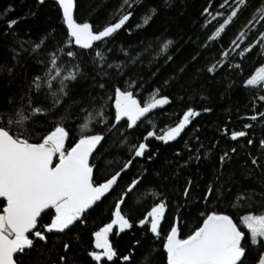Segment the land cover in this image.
Masks as SVG:
<instances>
[{
  "label": "trees",
  "instance_id": "1",
  "mask_svg": "<svg viewBox=\"0 0 264 264\" xmlns=\"http://www.w3.org/2000/svg\"><path fill=\"white\" fill-rule=\"evenodd\" d=\"M129 13L111 37L84 49L72 41L58 0H0V62L13 69L10 75L0 74V108H15L25 94L33 97L34 106L44 108L46 115L35 116L24 126L31 142H39L58 124L68 133L65 149L82 135H102L89 156L95 184L104 183L132 160L80 220L64 232H47L46 240L32 236L33 246L15 253L13 264H61V256L64 264H167L164 244L172 226L186 238L207 215L217 213L229 216L248 237L241 217L264 212V116L260 115L264 88L245 84L264 61V0H128V4L73 0L74 21L89 23L97 33ZM11 20L18 23L9 29ZM169 40L171 45L162 48ZM36 44L42 47L33 53ZM13 50L21 53L15 60ZM69 51L74 56L68 57ZM53 55L68 71L79 66L78 79L66 81L68 95L59 94L62 102L55 108L47 85L38 93L29 91L35 76L43 77L55 67L50 63ZM48 79L54 89L60 87V78ZM117 88L131 92L142 106L152 97H167L169 103L129 127L127 118L116 120ZM190 108L199 115L189 118L175 140L165 143L156 138L176 126ZM89 112L92 116L86 121ZM85 122L87 129L82 128ZM18 130L23 129L12 128L13 133ZM238 131L246 135L231 139ZM148 132L154 135L148 137ZM139 143H145L146 151L135 157L133 148ZM133 180L139 183L121 205L131 226L124 230L114 226L109 242L116 256L97 262L89 255L95 252L94 233L115 219L116 203ZM161 201L166 207L157 235L148 220L140 222ZM5 206L6 201L0 200V212ZM53 217V209L42 214L38 230L50 225ZM64 244L69 245L67 252ZM243 246V264H255L260 244L246 238ZM124 256L130 259L125 261Z\"/></svg>",
  "mask_w": 264,
  "mask_h": 264
},
{
  "label": "snow or ice",
  "instance_id": "2",
  "mask_svg": "<svg viewBox=\"0 0 264 264\" xmlns=\"http://www.w3.org/2000/svg\"><path fill=\"white\" fill-rule=\"evenodd\" d=\"M40 2L43 3V0ZM243 2L244 0H240V3ZM58 4L62 9L64 21L70 30V36L75 39L77 45L84 49L92 48L93 42L103 41V39L111 37L131 15V13L124 15L119 22L107 26L97 33L93 31L89 23L81 24L74 21L73 0H58ZM125 4H128V0H125ZM232 15L235 16L236 12L233 11ZM150 18L145 19L144 23H147ZM17 23V20H11L7 27L12 29ZM171 43L170 40L165 41L162 48H168ZM41 47V44H36L32 50L33 53L38 52ZM13 53L14 60L21 55L16 50H13ZM67 56L72 57L74 53L69 51ZM97 57L101 58L102 53L97 52ZM50 63L55 67L51 68L43 77L35 76L29 91L34 90L38 93L47 85L48 94L53 97L52 107L55 108L59 107L62 102L59 94L68 95L66 81L78 79L79 66L77 65L74 70L68 71L67 68L61 67L54 55L51 57ZM108 67H112V65H108ZM12 71L11 67L0 62V74L7 72L10 75ZM49 76L52 77L53 82L60 78L58 89L53 88V84L49 82ZM259 82H264V69L248 79L246 84L251 86ZM99 86L104 88L105 85L101 83ZM115 97L116 120L119 121L122 117H127L131 122L129 127L135 125L137 120L150 113L152 109L169 103L167 97L153 98V102L141 106L133 98L131 92L119 88L116 89ZM25 100L27 105L24 103ZM20 101L21 103L15 108H0V198L6 200V206L0 212V264H13L15 253L23 252L26 248L33 246L32 236L46 240L47 232H64L75 221L80 220L81 214L91 208L105 193H108L117 182L121 172L132 163V160H129L120 172L112 175L104 183L95 184L93 169L89 164V156L102 141L103 136L82 135L75 146L67 150L64 147V141L68 133L65 127L58 124L54 131L43 136L39 142H31L24 127L25 124L31 121L33 117L47 113L44 108L34 106L35 102L31 95H22ZM8 103H14L13 98L10 97ZM205 111H210V109H205ZM100 115L102 117V112ZM198 115L199 112L191 108L188 109L183 119L175 127L156 138L165 143L175 140L186 125L190 123L189 118ZM260 115L264 116V113H260ZM91 116V112L87 113L86 121ZM251 119L255 120L257 117L253 116ZM13 127L23 130L13 133ZM82 128H89V123H83ZM153 135V132L147 134L148 137ZM245 135L244 131L233 132L231 139L236 140ZM133 151L135 157L143 156L146 151L145 143L134 146ZM56 155H58V163H54L53 160ZM227 155L225 153L221 157L222 162ZM199 158V156L196 157V159ZM138 183L139 181L133 180L125 194L116 203V210L113 213L115 219L94 234L96 238L95 247L104 250L103 253H89L95 261H101L102 256L108 261H112L116 256V252L108 242V233L112 231L113 225L118 224L121 230L131 226L129 220L122 214L121 205L125 202L126 195L132 192ZM188 183L191 185V180ZM189 191V187L184 189L185 196L189 194ZM212 191L213 189L209 187L208 195ZM205 199H207V195ZM165 207V203L161 201L152 207L148 213V217H151V232L154 234L159 235L158 227L160 218L164 215ZM50 209L55 210L51 224L44 226L43 231L38 230V218ZM146 220L147 217L140 223L144 224ZM242 221L249 230L250 237H246V234L238 229L229 216L217 213L207 215L203 224L186 238H180L178 227L172 226L164 244L167 264H238V262L243 264L242 257L246 254L243 240L250 238L253 245L264 242V214L250 213L242 217ZM63 247L67 252L69 245L64 244ZM59 259L61 264H64L65 257L61 256ZM122 259L127 261L130 257L124 256ZM260 264H264V257L261 258Z\"/></svg>",
  "mask_w": 264,
  "mask_h": 264
},
{
  "label": "rangeland",
  "instance_id": "3",
  "mask_svg": "<svg viewBox=\"0 0 264 264\" xmlns=\"http://www.w3.org/2000/svg\"><path fill=\"white\" fill-rule=\"evenodd\" d=\"M62 14H63V12H62ZM64 19V18H63ZM65 22V21H64ZM66 24V23H65ZM67 25V24H66ZM68 31H69V34H70V30L68 29ZM71 37V36H70ZM71 39H72V41L73 42H75V39L73 38V37H71ZM261 50H262V53H263V55H264V36L262 37V41H261ZM261 69H264V61L260 64V65H258L254 70H253V72H252V74L247 78V80L248 79H250V78H252V76L253 75H256L257 73H258V71H260ZM247 80L245 81V84H246V82H247ZM247 85V84H246ZM256 85H260V86H262L263 88H264V82H259L258 84H256ZM155 99H160V98H155ZM151 102H153V97L152 98H150V100L147 102V103H151ZM115 103H116V101H115ZM146 103V104H147ZM145 104V105H146ZM145 105H143V106H145ZM142 106V105H141ZM116 108V107H115ZM125 118H127V117H125ZM129 121V120H128ZM130 122V121H129ZM175 127V126H174ZM171 128H173V127H171ZM170 128V129H171ZM170 129H168V130H170ZM167 130V131H168ZM79 141V140H78ZM77 141V142H78ZM76 142V143H77ZM64 143H65V141H64ZM75 146V145H74ZM73 146V147H74ZM71 149V148H70ZM70 149H67V150H70ZM57 158H58V155H57ZM154 207V206H153ZM151 211V210H150ZM53 212H54V216H55V210L53 209ZM262 214H264V212L262 213ZM244 216H246V215H244ZM243 216V217H244ZM54 218V217H53ZM162 218V217H161ZM161 218H160V221H161ZM147 220H148V224H149V227H150V229H151V223H150V221H151V217H148L147 216ZM113 221V220H112ZM111 221V222H112ZM110 222V223H111ZM109 223V224H110ZM240 225L242 226V228H244V230L246 231V233H247V235H248V237H250V234H249V230L247 229V227L245 226V224L243 223V221H242V217H241V219H240ZM114 226L115 225H113V228H114ZM105 227V226H104ZM103 228V227H102ZM102 228H100V229H98L96 232H98V231H100ZM240 230V229H239ZM242 231V230H241ZM95 232V233H96ZM111 232V231H110ZM109 232V233H110ZM94 233V234H95ZM109 233H108V237H107V239H108V242H109ZM250 239V238H249ZM258 240H260V238H258ZM250 242H251V240H250ZM259 244H260V247H261V252L259 253V256H258V259H257V261L255 262V264H260V260H261V258L262 257H264V242H258ZM95 244H96V238H95V235H94V246H95ZM109 244H110V242H109ZM111 245V244H110ZM103 249H98V248H96L95 247V252L96 253H103ZM103 257V256H102Z\"/></svg>",
  "mask_w": 264,
  "mask_h": 264
},
{
  "label": "water",
  "instance_id": "4",
  "mask_svg": "<svg viewBox=\"0 0 264 264\" xmlns=\"http://www.w3.org/2000/svg\"><path fill=\"white\" fill-rule=\"evenodd\" d=\"M53 160H54V163H58L59 162V160L57 159V155L56 156H54L53 157ZM5 200L4 198H0V200ZM6 201V200H5ZM46 211H48V210H46ZM39 219V218H38ZM15 255V254H14ZM13 263H14V256H13Z\"/></svg>",
  "mask_w": 264,
  "mask_h": 264
},
{
  "label": "flooded vegetation",
  "instance_id": "5",
  "mask_svg": "<svg viewBox=\"0 0 264 264\" xmlns=\"http://www.w3.org/2000/svg\"><path fill=\"white\" fill-rule=\"evenodd\" d=\"M58 159V158H57Z\"/></svg>",
  "mask_w": 264,
  "mask_h": 264
}]
</instances>
